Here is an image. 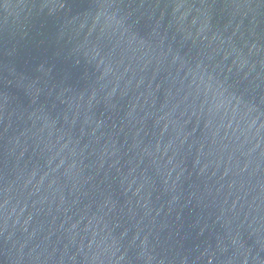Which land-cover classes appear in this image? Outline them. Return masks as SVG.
Wrapping results in <instances>:
<instances>
[{
    "label": "water",
    "instance_id": "water-1",
    "mask_svg": "<svg viewBox=\"0 0 264 264\" xmlns=\"http://www.w3.org/2000/svg\"><path fill=\"white\" fill-rule=\"evenodd\" d=\"M0 264H264V0H0Z\"/></svg>",
    "mask_w": 264,
    "mask_h": 264
}]
</instances>
